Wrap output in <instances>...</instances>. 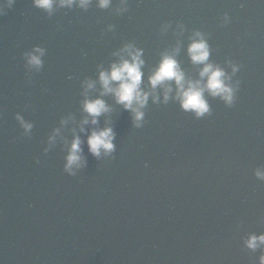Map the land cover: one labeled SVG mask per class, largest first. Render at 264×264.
Instances as JSON below:
<instances>
[{
    "label": "water",
    "instance_id": "95a60500",
    "mask_svg": "<svg viewBox=\"0 0 264 264\" xmlns=\"http://www.w3.org/2000/svg\"><path fill=\"white\" fill-rule=\"evenodd\" d=\"M6 3L0 264H260L264 245L244 242L264 234V179L254 174L264 172V0H111L105 9L91 0L86 9L54 4L50 13L33 0ZM196 31L207 62L236 89L230 106L205 91L209 112L197 118L181 109L169 81L168 101L158 86V102L149 95L136 127L112 94L100 96L98 73L126 44L142 50L144 91L162 53L175 52L185 78L200 79L203 65L187 54ZM37 47L38 68L25 58ZM85 98L110 109L97 125H81L90 119ZM104 127L115 134L114 150L94 157L84 141ZM73 132L83 164L70 175Z\"/></svg>",
    "mask_w": 264,
    "mask_h": 264
},
{
    "label": "clouds",
    "instance_id": "9594fccd",
    "mask_svg": "<svg viewBox=\"0 0 264 264\" xmlns=\"http://www.w3.org/2000/svg\"><path fill=\"white\" fill-rule=\"evenodd\" d=\"M90 2L91 0H33V5L50 13L54 4L68 8L76 4L78 7L86 9ZM11 3L12 0H7V3L3 6H10ZM121 3H126V0H121ZM110 4L111 0H97V6L101 9L108 8ZM189 39L191 42L187 47V54L190 61L193 64L203 65L198 73L200 79L193 81L185 78L184 72L180 69L175 59V52L172 54L162 53L160 61L148 76V85L151 91H144L140 87L143 76L141 68L144 65V60L141 59L142 50L135 48L132 44H126L119 52L113 53V55L118 57V60L111 63L108 70L99 71L98 81L102 89L100 96L112 94L117 104L122 105L125 110L132 113L133 124L136 127L141 126L143 119L142 109L147 104L149 95H151L154 103L158 102L159 98L155 91L158 86H163V102L166 103L168 101L169 93L172 92L171 85L167 83L169 81L175 83V98L179 100L181 109L193 111L197 118L209 112L203 95L205 91L213 97H221L230 106L236 89L227 83L229 76L220 67L207 62L209 46L199 31L194 32ZM42 55L43 49L34 48L32 52L25 53L26 63L29 66L38 68L42 63ZM236 71L237 67L233 66L232 72L235 73ZM202 80L204 81L203 83H201ZM93 86V82L86 84L87 89H91ZM82 110L90 119L85 118L81 121V125H97L98 121L96 118L101 114L107 113L110 109L101 98H85L82 102ZM16 119L25 130L31 128V125L25 123L21 117L17 116ZM79 131L83 133L85 131L84 127L81 126ZM114 135L111 127H104L103 129L93 128L84 142L87 144L90 154L94 157H99L101 152L108 154L114 150L112 143ZM81 143L80 137L73 132V139L65 157L66 164L64 165L65 171L70 175L73 174V168H80L83 164V158L80 155ZM254 174L258 179H264V172L259 169L255 170ZM244 243L247 248L256 250L264 245V234L259 236L252 234ZM259 261L260 264H264V248H262Z\"/></svg>",
    "mask_w": 264,
    "mask_h": 264
}]
</instances>
